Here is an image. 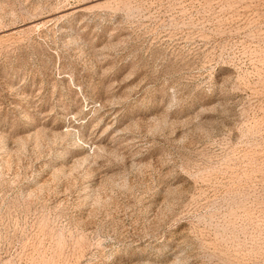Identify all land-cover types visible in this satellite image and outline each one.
I'll return each instance as SVG.
<instances>
[{
	"label": "rangeland",
	"instance_id": "374dc122",
	"mask_svg": "<svg viewBox=\"0 0 264 264\" xmlns=\"http://www.w3.org/2000/svg\"><path fill=\"white\" fill-rule=\"evenodd\" d=\"M0 264H264V0H0Z\"/></svg>",
	"mask_w": 264,
	"mask_h": 264
}]
</instances>
